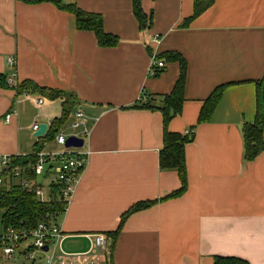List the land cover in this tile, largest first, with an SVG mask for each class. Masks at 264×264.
Instances as JSON below:
<instances>
[{
  "label": "crops",
  "instance_id": "crops-1",
  "mask_svg": "<svg viewBox=\"0 0 264 264\" xmlns=\"http://www.w3.org/2000/svg\"><path fill=\"white\" fill-rule=\"evenodd\" d=\"M62 1L100 15L104 32L119 43L99 47L92 32L76 30L74 16L50 3L0 0V75L7 83L0 87V155L29 156L44 151L48 141L61 150L50 132L61 116L62 99L17 94L14 87L24 81L71 95L68 118L72 114L74 122L81 111L86 120L81 149L90 155L57 219L64 234L60 251L90 252L92 237L103 235L105 264H214L216 258L264 264V152L246 162L242 136V126L255 120L257 90L264 86V0H213L187 25L193 0H141L142 11L151 16L143 31L132 0ZM155 35L159 45L151 43ZM151 50L164 57L157 77L149 74ZM174 53L181 61L166 59ZM181 62L184 102L167 130L183 135L195 126L193 141L184 147L186 191L131 214L113 238L109 233L133 205L180 188L178 174L158 166L162 115L131 107L144 94H170ZM221 86L210 121L197 124L204 102ZM26 94L42 104L24 100ZM34 123L47 126L44 136L34 137ZM261 136L264 140V131ZM50 180L48 175L42 178L45 185L39 182L46 192ZM14 260L0 254V264L21 261ZM65 264L93 263L68 259Z\"/></svg>",
  "mask_w": 264,
  "mask_h": 264
},
{
  "label": "trees",
  "instance_id": "trees-1",
  "mask_svg": "<svg viewBox=\"0 0 264 264\" xmlns=\"http://www.w3.org/2000/svg\"><path fill=\"white\" fill-rule=\"evenodd\" d=\"M22 3L34 5L40 3H50L58 10L69 13L75 18V27L78 31L92 32L96 38L99 47H115L119 40L117 37L107 34L103 29V22L100 15L85 13L77 8L74 4L65 3L62 0H18ZM213 3V0H193V12L191 17L184 21L187 25L190 21L197 18ZM133 15L138 23L140 30H145L151 26V16L142 11L141 0H132ZM166 59L180 60L178 54L165 55ZM162 60L164 57L158 56ZM164 61V60H162ZM181 62V72L170 94L162 97H152L142 95L141 98L131 107L137 110H148L159 112L162 115L163 133L162 149L159 152L158 166L162 171H175L178 174L180 188L164 198L156 201L139 202L127 210L120 218L119 225L113 233H109L113 238L117 237L124 221L128 216L139 211H143L158 202L180 197L186 191V170L184 161V147L194 139L195 126L189 129L191 134L171 133L167 130L169 121L180 114L183 98L184 85V64ZM157 72L155 77L158 76ZM6 86V79L0 75V87ZM17 94L21 93H38L48 100L62 99V113L59 118H55L51 123L52 131L56 135L57 129L67 120L69 112L73 106L74 99L71 95L44 89L29 81H24L14 87ZM225 87H216L210 96L204 102L198 115L197 124L210 121L211 116L219 103ZM256 116L251 124L242 126V136L244 141V160L250 162L255 157L264 152V140L262 132L264 131V86L258 87L256 95ZM72 98V99H71ZM53 134V135H54ZM53 138V137H52ZM39 151V150H37ZM35 151V152H37ZM34 152V153H35ZM33 153V154H34ZM33 154L29 156H17L12 160L11 166L20 168L26 175H30L28 166L34 162ZM52 193L57 189L51 187ZM66 208L63 201H54L48 204L40 203L33 190H26L20 185H7L0 187V224L6 226L18 225L23 227H35L46 214H51L56 219L61 216ZM243 261L235 258H216L214 264H240Z\"/></svg>",
  "mask_w": 264,
  "mask_h": 264
},
{
  "label": "built area",
  "instance_id": "built-area-1",
  "mask_svg": "<svg viewBox=\"0 0 264 264\" xmlns=\"http://www.w3.org/2000/svg\"><path fill=\"white\" fill-rule=\"evenodd\" d=\"M151 43L160 44L159 36L151 37ZM155 50L150 52L149 74L154 76L158 71H162L165 67L164 61L157 58ZM8 63L14 67V60L9 59ZM9 85L13 83L12 79H8ZM24 100L30 101L36 107L42 104V99L23 95ZM15 114L12 110L5 115L6 122ZM75 121L71 124L73 131L80 130L79 136L85 138L88 136L86 128V120L81 111H76L74 114ZM39 125L34 123L31 126L32 132L38 130ZM191 134L189 130L185 133ZM67 136L62 133H57L54 141L61 146V150L44 152L37 151L33 154L34 162L28 166L30 175H26L20 168L12 167L11 163L14 156L0 155V187L7 185H20L26 190H33L37 200L40 203L48 204L54 201H63L67 203L78 183V176L87 164L89 151H84L81 148H66L65 141ZM51 176L47 188L51 185L57 189L52 193L51 187L43 191V187L37 182V178L41 179ZM58 219V218H57ZM56 217L51 214H46L35 227H23L18 225L4 226L0 224V254L6 260H14L16 256L23 257L31 264H36L38 261L44 264H52L55 258L60 259L61 264H65L66 260L71 259V262H90L93 264H105L102 260L103 250L106 242L103 235H95L92 237V247L90 252L83 254H65L60 251V245L64 238V234L57 223ZM46 248V251L44 249ZM39 253V254H38Z\"/></svg>",
  "mask_w": 264,
  "mask_h": 264
},
{
  "label": "rangeland",
  "instance_id": "rangeland-1",
  "mask_svg": "<svg viewBox=\"0 0 264 264\" xmlns=\"http://www.w3.org/2000/svg\"><path fill=\"white\" fill-rule=\"evenodd\" d=\"M72 99V98H71ZM73 110L74 109H72V112H73ZM73 115L71 114L70 115V117L65 121V124H64V126L61 128V132L65 135V136H74V135H76L77 133H78V131L79 130H77V131H73V130H71L70 129V125H71V123L73 122V117H72ZM58 150V147L57 146H55L54 145V143L52 142V141H48V142H46L45 143V147H44V151H57ZM59 151V150H58ZM16 182V181H15ZM37 182L39 183V182H41L42 183V185H45L44 184V182H42V179L40 178V177H38L37 178ZM43 191H45V187H43ZM39 254V253H38ZM17 257V256H16ZM15 257V258H16ZM24 258L23 257H21V258H18V259H15L14 261H17V260H21L20 262L19 261H17V262H19V264H22L21 262H23L24 260H23ZM15 263V262H14ZM39 263V262H38Z\"/></svg>",
  "mask_w": 264,
  "mask_h": 264
},
{
  "label": "water",
  "instance_id": "water-1",
  "mask_svg": "<svg viewBox=\"0 0 264 264\" xmlns=\"http://www.w3.org/2000/svg\"><path fill=\"white\" fill-rule=\"evenodd\" d=\"M47 130V126L45 124H40L38 127V130L34 133V137H42L45 135ZM84 145V140L81 138H77L75 136H69L67 137L65 141V147L66 148H82ZM46 251V248L44 249Z\"/></svg>",
  "mask_w": 264,
  "mask_h": 264
}]
</instances>
